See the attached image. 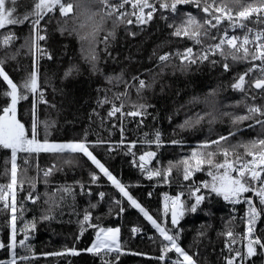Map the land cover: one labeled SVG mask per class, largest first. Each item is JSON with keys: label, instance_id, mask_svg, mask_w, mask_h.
Wrapping results in <instances>:
<instances>
[{"label": "trees", "instance_id": "1", "mask_svg": "<svg viewBox=\"0 0 264 264\" xmlns=\"http://www.w3.org/2000/svg\"><path fill=\"white\" fill-rule=\"evenodd\" d=\"M112 2L118 3L119 0ZM248 2L252 0H243L245 4ZM32 3L33 0H17L16 15L22 17L31 11ZM124 10L130 12L132 9L126 6ZM189 13L201 21L206 18L194 5H182L176 13L159 10L151 21L143 25L135 23L134 17H130L134 21L132 24L115 26L112 19L107 20L96 37L95 61L91 60V49L82 45L73 32L75 25L71 14L63 17L57 10L41 21L44 31L40 34L45 35L46 39L38 40L37 44L43 52L32 48L33 33L29 23L0 30V38L9 31L14 32L16 37L10 46H0V60L8 57L5 71L14 82L21 85L34 67L38 69L40 88L44 92V99L48 101L47 104L39 103L38 96L29 95L27 100H21L17 105V119L25 125L29 136L33 104L37 102L36 114L41 122L39 138L45 137L44 124L48 122L52 125L46 137L50 141L86 139L92 145L90 151L128 187L133 198L162 226L166 224L168 227L172 226L170 212L165 215V195L175 197L183 193L181 199L190 206L194 202L190 192L195 183L202 185L203 182L212 181L208 175L209 166L204 165L202 171L194 172L187 181L183 179L182 165L174 167L167 180L162 176L149 179L134 160L138 162L139 156L145 152H156L155 159L148 167L153 170L167 169L170 162L176 165L203 142L227 135L229 131H236V128L240 131L223 147L264 138V129L259 125L248 127L254 121H244L235 126L231 123L232 116L246 114L247 107L254 103L264 107V92L251 86L260 77L257 71L246 77V91L241 92L232 87L254 62L233 61L231 58L225 61L217 54L210 56L208 61L185 67L177 56V53L182 54L189 47L195 55H199L205 46L216 42L210 37H203L202 43L196 44L191 39L172 35L174 28L170 25H179ZM219 34L216 29L210 30L211 36L218 37ZM106 36L108 40L105 43ZM165 54H171L166 66L159 61V56ZM211 60L217 62L213 64ZM225 62L229 64L228 71L223 68ZM134 77L152 86L138 94V80H134ZM5 90L6 85L0 83V109L10 103L9 98L2 95ZM125 91L128 95L123 98L124 112L135 110L132 105H147L146 115L142 118L122 116L120 113L112 117L108 115L112 104L102 101L107 98L119 106L120 101H115L114 97ZM206 113H212V117L206 116L194 127H180L189 118ZM121 128L124 130L123 137ZM157 131L162 134L160 147L154 142H146L154 141ZM122 138L123 145L120 144ZM172 140L179 143L172 144ZM98 141L103 143L97 144ZM132 142H135V147L130 151ZM208 150L216 151V148L213 146ZM239 151L243 154V149ZM23 156V153L19 154L17 160V175L20 177L27 173ZM9 157V150L0 149V185L9 183L10 178L3 170L4 160ZM31 159L35 167L28 174V181L16 189L17 229L30 227L34 218L36 227L31 230L27 241L30 249L18 246L16 250L17 257L28 256L29 259H18L17 264H102L101 256L85 251L91 247L98 228L89 227L82 236L79 235L78 220L82 219L86 209L92 213L91 223L99 228L120 229L118 240L122 251L119 258L116 259L115 252L103 257L112 264H172L177 259L175 252L168 253L166 261L157 259L161 255L162 240L158 231L138 209L129 206L119 190L86 157L80 154L75 157L67 154L57 157L40 153ZM214 159L216 163H222L224 157L217 155ZM69 160L71 163L67 162ZM52 165H56L59 170L54 171L45 182L43 170ZM92 174L98 177L96 183L92 182ZM32 183H35V189L30 186ZM81 184L85 186L83 189ZM67 185L73 186L75 195L65 194L60 200L57 190ZM30 192L39 197L36 203L26 199ZM101 192L105 193L103 199L99 197ZM200 194L206 196L205 201L197 212H187L173 232L179 231L180 245L193 255L197 264H225V258L231 255L225 246L230 238L222 234L229 229L240 236L245 233L248 205L244 202L228 203L206 188H201ZM116 200H121L125 209L121 214H118L119 207L114 203ZM254 200L257 207H261L255 195ZM21 205L23 211L20 210ZM90 205L96 207L91 208ZM44 214L54 218L41 220ZM10 216V210H5L3 202H0V241L4 243L10 237ZM133 228L139 231L134 233ZM256 228L257 235L264 239V217L257 222ZM201 232L203 236L198 235ZM240 236L232 247L246 251V240ZM22 238L23 233H20L18 240ZM72 247L80 254L48 255ZM257 252L262 253L264 250L257 248ZM10 254V251L0 249V261L7 262ZM248 264H264V254L251 258Z\"/></svg>", "mask_w": 264, "mask_h": 264}, {"label": "snow or ice", "instance_id": "2", "mask_svg": "<svg viewBox=\"0 0 264 264\" xmlns=\"http://www.w3.org/2000/svg\"><path fill=\"white\" fill-rule=\"evenodd\" d=\"M16 3L17 0H0V30L11 28L12 26L22 25L29 23L33 33L32 48L38 49V40L46 39L45 35L40 33L44 31L41 27V21L46 16L52 14L58 10L59 14L63 17L72 15L73 23L75 27L73 32L79 37L82 45H87V49H91V60L95 61L97 56L95 55L94 45L96 43V37L99 34L103 24L112 19L114 26L116 24L126 23L132 24L134 21L130 17L135 18L137 24H147L153 19L155 13L159 10H168L172 13L178 12L182 5H194L199 11L205 14V19L201 21L192 14H187L185 19L181 21L179 25H170L174 28L172 35L176 37H184L193 40L196 44L202 43L203 37H210L212 40L217 41L212 44H208L203 48V51L199 55L193 53L191 47L185 49L184 53H177L182 64L185 67L197 62H204L210 59V56L220 55L227 61L231 58L233 61L246 60V61H259V63H252L251 67L241 74L232 87L241 92L246 91V77L253 72H260V77L252 82V87L264 92V29L254 30L247 28V21L255 20L256 23H264V0H252V2L243 3V0H119L118 3H113L112 0H74V2H64V0H33L32 9L26 12L22 17L16 15ZM130 6L131 11H125V7ZM227 22L228 27L223 25ZM216 29L220 35L218 37L211 36L210 30ZM229 29L235 32L236 29H246L245 34L237 36L235 34H229ZM109 35H113L109 33ZM16 39L15 33L9 31L7 34H3L0 38V46L8 47ZM108 40V36L105 37V43ZM43 52L42 49H39ZM171 54H165L159 56V61L162 65L166 66V62L169 61ZM51 58L50 56L48 57ZM8 59L6 56L4 60H0V83L6 85V89L2 95L9 98L10 103L7 106L0 109V149L10 151L11 161V176L10 182L7 185H0V202H3L4 209L10 210V224L11 232L7 243L0 241V249L11 251V258L5 262L0 261V264H17V260H28V256L17 257V247L30 249V245L27 241L30 239L31 230L36 227V219L31 222L30 227L26 226L24 229H17V198L16 189L18 187L17 171H18V155L23 153V163L30 165L32 159L40 153H48L53 156H63L65 154L75 157V155H83L91 161L99 172L102 173L107 179L115 186L126 198L130 207L138 209L143 216L151 222L152 226L158 231L161 240V255L157 257L159 261H166L168 253L175 252L177 259L172 264H197L193 255H190L179 243V231L173 232V229L178 228L180 220L187 212H197L200 205L205 201L206 196L200 194L201 187H194L190 195L194 202L189 206L184 200L181 199L183 193L175 197H167L165 203V215L170 212V224L172 227H168L166 224L162 226L160 222L153 218L152 215L130 194L128 187L117 179L103 163L90 151L92 145L86 140L67 141V142H55L47 139V130L52 125L45 122V137L39 138L40 121L36 114V103L33 104V122L31 126V135L29 136L28 130L25 125L17 119V105L21 100H27L29 95L39 97V103L47 104L48 101L44 99V92L40 88L38 69L34 67L33 71L24 80L21 85H18L5 71V61ZM213 64L217 61L211 60ZM225 71L229 70V64L223 63ZM71 71V70H70ZM70 73H66L68 75ZM134 80H138V87L136 88L139 94L145 88H149L152 85L146 84L143 79L134 77ZM128 95V92L119 93L115 95L114 100L120 101L119 106L115 102L107 100L102 103H111L112 107L109 111V116H116L120 113L122 116L129 117H143L147 112V105H132L135 109L133 111L124 112L123 98ZM255 100V97H253ZM54 107V106H53ZM224 115L231 114L225 113ZM207 117H212V113H206L205 115H197L193 118H189L180 125L182 129L194 127L200 124L202 120ZM260 117V118H257ZM215 117H213V120ZM244 121H254L248 125L249 128L259 125L264 129V107L258 104H252L247 107V113L244 115L232 116L231 123L235 126L243 123ZM140 123H143L141 119ZM123 128L121 133L123 137ZM240 131L236 128V131H229L227 135H220L216 139L203 142L197 149H193L190 155L184 157L181 161L173 165L171 162L167 169H151L148 167L155 159L157 153L148 151L141 154L138 158V162L134 160V163L141 169L142 172H146L149 179L153 177H163L168 179L173 171V168H179L183 166V179L185 181L190 180L194 172L202 171L204 165H208V175L212 177L211 183L203 182L202 187L209 189L210 193H215L217 196H222L224 200L230 201L233 204L241 202L243 198L244 203L248 205L246 212L245 222L246 231L240 236L229 229L222 235H226L230 238V242L226 243L229 253V257L225 258V264H248L251 258L257 256V248L264 250V239L260 235H257V222L264 217V138H257L247 142H239L237 144H230L229 147H223L225 143H228L232 137L237 135ZM147 135V134H146ZM161 133L157 131L154 136L155 139L147 140L146 142L151 144L155 143L157 147L162 146ZM103 143L98 141L97 144ZM172 144L179 143V141L172 140ZM121 145L124 144L122 138ZM119 146V145H118ZM215 147L216 151H209L211 147ZM135 147V142L129 145V149ZM243 149V154L239 151ZM135 156L134 153H132ZM222 155L224 157L222 163H216L215 157ZM247 157V158H245ZM71 163V160L67 161ZM39 170V165L37 164ZM59 169L56 165L43 170V177L47 182V177L53 174L54 171ZM235 173V175H233ZM92 182L96 183L98 177L95 174L91 176ZM23 181L19 182V186H22ZM35 189V183L30 185ZM81 189L85 186L80 185ZM59 193V199L62 200L64 195H75L73 186H63L57 190ZM90 192V189H89ZM247 193H254L259 199V205L257 207L251 196H246ZM105 193H99V197L103 199ZM26 199L36 203L39 200L38 196H33L30 192ZM170 201V206L169 202ZM114 203L119 207L120 212L125 209L122 206L121 200H116ZM55 204V201H53ZM91 208H95L96 205H90ZM21 211L23 206L21 205ZM50 211V210H49ZM54 217L49 214H44L40 217L41 220H51ZM92 213L89 210H85L82 219L78 220L80 225L79 235L82 236L87 228L91 227L97 229L96 241L91 247L85 249V251L102 257V264H112L110 260L103 259V257L115 252L117 253L116 259L119 258V254L122 251L121 245L118 240L120 232L119 228H99L98 225L91 223ZM132 231L138 232L139 229L133 228ZM23 233V238L18 240V235ZM198 235L203 236L201 232ZM240 236L242 240H246L245 249L241 251L238 248L232 247L237 243V237ZM77 239L79 238L76 237ZM79 255L75 247L66 248L62 252L49 253L48 255L63 256V255Z\"/></svg>", "mask_w": 264, "mask_h": 264}, {"label": "built area", "instance_id": "3", "mask_svg": "<svg viewBox=\"0 0 264 264\" xmlns=\"http://www.w3.org/2000/svg\"><path fill=\"white\" fill-rule=\"evenodd\" d=\"M246 24H247V28H251V29H254V30H260V29H264V25H259L258 23H255V20L253 19V20H251V21H247L246 22ZM224 27L225 28H227L228 27V24H227V22H225V24H224ZM245 31H246V29H236L235 30V32H233L231 29H229V34L231 35V34H235V35H237V36H243L244 34H245ZM220 35V34H219ZM217 42V41H216ZM38 49H41V47L39 46L38 47ZM254 63H259V61H255ZM257 73L259 74V76L261 75L260 74V72H258L257 71ZM196 186H200L201 188H203L202 187V185L200 184V183H195V185L193 186V188L194 187H196ZM246 196H251L252 197V199H253V201H254V193H247V194H245ZM166 196L167 197H173V196H171V195H165V197H164V202L166 203ZM222 199H223V197L222 196H220ZM224 200V199H223ZM224 201H226V200H224ZM226 202H228V203H231L230 201H226ZM242 202H244L243 201V198H241V202L240 203H242ZM169 203V206H170V201L168 202ZM240 203H237V204H240ZM231 204H233V203H231ZM122 212H120V210H118V214H121Z\"/></svg>", "mask_w": 264, "mask_h": 264}, {"label": "rangeland", "instance_id": "4", "mask_svg": "<svg viewBox=\"0 0 264 264\" xmlns=\"http://www.w3.org/2000/svg\"><path fill=\"white\" fill-rule=\"evenodd\" d=\"M56 142V141H55ZM58 142H60V141H58ZM31 159V158H30ZM34 167H35V164L33 163V161H32V163L30 164V165H27V173H26V175L24 176V177H20V176H18L17 175V179H18V185H19V182L20 181H23V183H26L27 181H28V174L34 169ZM6 173H7V175L9 176V178H10V176H11V161H10V157L9 158H6L5 160H4V169H3ZM9 182H10V179H9ZM254 203H255V200H254ZM105 229H107V228H105ZM96 241V236H95V238H94V241H93V243ZM92 243V244H93ZM246 244V243H245ZM92 246V245H91ZM10 253H11V251H10ZM10 258H11V254H10Z\"/></svg>", "mask_w": 264, "mask_h": 264}, {"label": "water", "instance_id": "5", "mask_svg": "<svg viewBox=\"0 0 264 264\" xmlns=\"http://www.w3.org/2000/svg\"><path fill=\"white\" fill-rule=\"evenodd\" d=\"M257 90V89H256Z\"/></svg>", "mask_w": 264, "mask_h": 264}]
</instances>
